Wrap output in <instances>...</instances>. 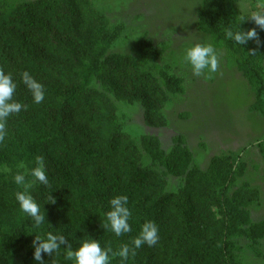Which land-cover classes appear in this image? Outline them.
<instances>
[{
	"label": "trees",
	"instance_id": "obj_1",
	"mask_svg": "<svg viewBox=\"0 0 264 264\" xmlns=\"http://www.w3.org/2000/svg\"><path fill=\"white\" fill-rule=\"evenodd\" d=\"M237 1L201 0L196 28L234 57L254 90L252 109L264 117V30L245 21L241 27L256 28L259 38L245 46L224 35L248 16ZM121 33L91 0H0V70L12 74L14 98L26 106L9 117L0 142V264H35L34 235L43 233L64 235L73 249L91 237L117 251L146 220L157 224L158 242L137 249L126 264H241L232 250L238 237H264V222L249 221L259 191L247 182L236 186L245 162L215 156L202 170L181 136L167 154L157 137L135 141L122 130L120 102L138 104L145 126L164 127L161 110L184 93L185 77L157 63L164 50L146 36L136 41L133 55L111 53ZM25 71L44 86L40 104L21 81ZM37 156L44 157L47 186L29 174ZM17 174L33 182L31 195L45 212L38 229L15 200L22 190ZM171 177L181 181L174 190ZM116 195H127L131 213L132 231L120 237L105 227ZM65 255L61 249L43 259L69 264ZM111 264H121L119 257Z\"/></svg>",
	"mask_w": 264,
	"mask_h": 264
},
{
	"label": "rangeland",
	"instance_id": "obj_2",
	"mask_svg": "<svg viewBox=\"0 0 264 264\" xmlns=\"http://www.w3.org/2000/svg\"><path fill=\"white\" fill-rule=\"evenodd\" d=\"M91 1L113 26L122 27L111 53L133 55L136 41L146 36L164 50L157 63L185 77L184 93L171 96V101L161 110L166 120L164 127L145 126L138 104L120 102L116 106L122 130L135 141L143 135L157 137L167 154L179 144L181 136L182 147L189 150L192 163L202 170L215 156L228 155L236 164L245 162V175L237 178L236 186L247 182L251 189L259 191V203L248 209L249 221L252 224L264 222V117L252 109L254 90L237 70L234 57L223 48L214 46L218 53L215 72L206 71L196 76L183 60L187 47L197 43L213 44L211 37L196 28L201 0ZM260 5H264V0L236 3L244 15L256 11ZM256 61L260 62V57ZM143 159L146 161V157ZM180 182L171 177L168 187L174 190ZM251 235L257 237L256 232ZM242 236L232 248L241 264H264V237L254 242Z\"/></svg>",
	"mask_w": 264,
	"mask_h": 264
},
{
	"label": "clouds",
	"instance_id": "obj_3",
	"mask_svg": "<svg viewBox=\"0 0 264 264\" xmlns=\"http://www.w3.org/2000/svg\"><path fill=\"white\" fill-rule=\"evenodd\" d=\"M251 20L259 29L264 30V5L250 13L247 17H241L236 22L235 30L233 28L225 29V39L234 42L236 45L245 46L249 41L258 42V33L256 28L244 30L241 25ZM217 49L212 43H197L187 47L183 53L184 62L190 66L192 73L200 76L203 73L215 72L218 67ZM21 81L31 94L32 100L40 104L45 98V89L43 84L39 83L33 76L25 71L20 74ZM17 84L11 73L0 70V142L5 140L7 135L6 127L10 116L18 114L26 106L16 100L15 93ZM34 182L44 186L49 184V178L45 172V162L43 156L35 157V167L30 170ZM15 183L20 185L22 190L14 193L15 200L19 209L27 217H30L33 226L39 228L45 223V212L41 211V206L31 195L30 189L33 182L25 181V176L17 174L13 177ZM49 203H55L54 198L50 195ZM110 210L106 212L105 227L110 229L116 237L132 231L129 219L130 210L127 207V195H116L109 200ZM159 239V229L157 224L152 220H146L139 227L138 234L131 239L130 245L125 243L117 251L110 247H101L98 240L93 238L83 239L79 246L73 249L69 240L60 234L43 233L34 235L32 243L33 259L35 264H45L43 255L52 257L61 249L66 250L65 259L69 264H111L112 260L119 257L121 264H126L130 256H135L136 250L147 245L152 247L157 244Z\"/></svg>",
	"mask_w": 264,
	"mask_h": 264
}]
</instances>
